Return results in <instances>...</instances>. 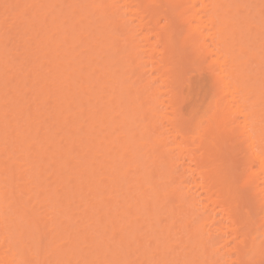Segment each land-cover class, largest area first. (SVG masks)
Wrapping results in <instances>:
<instances>
[{
	"label": "bare ground",
	"instance_id": "obj_1",
	"mask_svg": "<svg viewBox=\"0 0 264 264\" xmlns=\"http://www.w3.org/2000/svg\"><path fill=\"white\" fill-rule=\"evenodd\" d=\"M254 1L0 0V264L264 259Z\"/></svg>",
	"mask_w": 264,
	"mask_h": 264
},
{
	"label": "snow or ice",
	"instance_id": "obj_2",
	"mask_svg": "<svg viewBox=\"0 0 264 264\" xmlns=\"http://www.w3.org/2000/svg\"><path fill=\"white\" fill-rule=\"evenodd\" d=\"M261 11H262V28H264V0L261 3ZM248 195L247 185L241 180L236 179L228 189V198L229 202L235 204L237 208H239L240 204L245 200ZM261 214L264 216V194L261 195ZM253 213L252 210L249 209L247 217L241 216L237 219L238 231L241 233V236L246 238L247 236V224L251 222ZM112 243H116L117 241L122 242V238L113 233L109 238ZM68 243L67 241L65 242ZM85 247L87 248H95L96 243L94 240H88L85 238L84 240ZM174 251L172 249L168 250V254ZM262 255H264V248H262ZM14 264H39V262L32 259H22L18 262H14ZM65 264H184V262L180 261H170L167 259H160L158 255H154L153 258L147 260H116V259H107V258H95V259H79L75 261H67ZM240 264H256L254 260H244L240 261ZM259 264H264V259H261Z\"/></svg>",
	"mask_w": 264,
	"mask_h": 264
},
{
	"label": "rangeland",
	"instance_id": "obj_3",
	"mask_svg": "<svg viewBox=\"0 0 264 264\" xmlns=\"http://www.w3.org/2000/svg\"><path fill=\"white\" fill-rule=\"evenodd\" d=\"M251 1H254V0H251ZM258 1V0H257ZM254 2H256V1H254ZM258 3V2H257Z\"/></svg>",
	"mask_w": 264,
	"mask_h": 264
}]
</instances>
